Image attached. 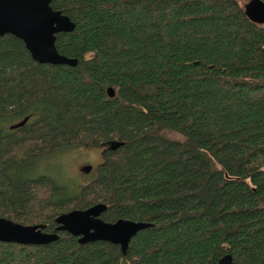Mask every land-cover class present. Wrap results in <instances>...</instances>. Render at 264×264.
<instances>
[{"label": "trees", "instance_id": "1", "mask_svg": "<svg viewBox=\"0 0 264 264\" xmlns=\"http://www.w3.org/2000/svg\"><path fill=\"white\" fill-rule=\"evenodd\" d=\"M246 1L51 0L75 22L55 39L75 65L0 36V215L50 231L60 212L103 202L104 220L150 223L125 254L60 230L0 241V264H217L227 252L264 264V23ZM74 144L102 148L78 190L31 175Z\"/></svg>", "mask_w": 264, "mask_h": 264}, {"label": "water", "instance_id": "2", "mask_svg": "<svg viewBox=\"0 0 264 264\" xmlns=\"http://www.w3.org/2000/svg\"><path fill=\"white\" fill-rule=\"evenodd\" d=\"M51 0H0V36L12 33L21 38L32 58L38 62L75 65L76 57L66 56L55 45L56 34L70 31L75 22L60 9L53 8ZM246 15L255 22L264 23V0H247L244 3ZM109 96L114 94L112 86L107 87ZM27 117L11 124V127L24 123ZM123 142L113 140L110 148ZM91 169L90 164L82 170ZM103 202L93 203L85 208H71L55 217L56 226L46 230L45 223H22L0 215V241L20 244H45L59 237L57 231H67L81 243L105 240L120 245L126 253L128 242L140 229L150 223L144 220L118 218L104 220L100 215L105 210ZM217 264H241L230 253L223 254Z\"/></svg>", "mask_w": 264, "mask_h": 264}, {"label": "rangeland", "instance_id": "3", "mask_svg": "<svg viewBox=\"0 0 264 264\" xmlns=\"http://www.w3.org/2000/svg\"><path fill=\"white\" fill-rule=\"evenodd\" d=\"M101 160V146L74 144L45 152L37 159L30 173L33 176L48 174L71 189L78 190L80 185L96 175V166ZM85 164H90L91 169L82 170Z\"/></svg>", "mask_w": 264, "mask_h": 264}]
</instances>
